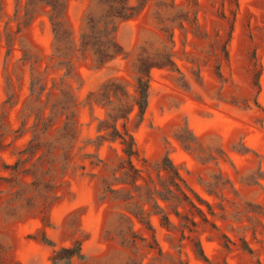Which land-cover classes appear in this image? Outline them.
I'll use <instances>...</instances> for the list:
<instances>
[{"label": "rangeland", "instance_id": "obj_1", "mask_svg": "<svg viewBox=\"0 0 264 264\" xmlns=\"http://www.w3.org/2000/svg\"><path fill=\"white\" fill-rule=\"evenodd\" d=\"M196 1L149 0L138 16L118 25L116 40L125 56L96 68L90 52L71 55L73 70L64 76L47 8L36 6L33 17L22 23L27 0H0V264H50L54 248L41 242L42 232L56 247L81 241L84 258L74 264H180L181 259L187 264H264V0H237L228 61L220 47L234 0ZM91 12L100 14L92 0H68L66 19L75 38ZM168 53L174 66L151 69L143 119L132 115L128 122L147 160L146 166L135 163L145 177L165 176L160 164L167 155L210 203L214 216L209 220L218 230L198 225L183 235L173 215L176 228L167 229L145 204L156 246L151 232L129 213V204L107 191L117 164L107 144L98 150L103 164L84 162V170L62 171L59 101L71 96L82 103L107 81L132 93L138 60L160 61ZM72 110L80 138H95L96 119L106 116V108L79 105ZM34 126L39 148L13 170ZM86 151L96 153L93 147ZM44 216L50 226L44 225ZM195 237L206 260L194 251ZM243 241L251 253L242 248Z\"/></svg>", "mask_w": 264, "mask_h": 264}, {"label": "trees", "instance_id": "obj_2", "mask_svg": "<svg viewBox=\"0 0 264 264\" xmlns=\"http://www.w3.org/2000/svg\"><path fill=\"white\" fill-rule=\"evenodd\" d=\"M92 1L100 7V14L95 15L92 12L88 14L85 28L78 38L74 37L67 24L68 0H27L26 2L22 23L33 17L36 6L44 5L47 8L48 21L54 36L55 56L63 58L59 65H63L65 68L64 76H69L73 70L68 60L71 55L78 56L90 52L96 68L104 66L119 56H125L123 47L116 40L118 25L138 16L149 0H137L136 3H132L130 0ZM196 2L194 0L195 5ZM234 5L228 33L220 47L225 61L229 59L228 44L234 30L238 10L237 0H234ZM221 18L225 19V16L222 15ZM164 31L167 32V30ZM168 37L169 41L172 42L171 32H169ZM252 60L253 66L259 67L255 53L252 54ZM173 66L174 62L169 53L160 61L141 58L136 64L137 75L132 93L121 83L107 81L99 89L89 91L82 103H77L71 96L59 101L61 114L64 117L59 136L60 141L63 142L61 147L62 171H66L72 166L84 170V162H88L92 166L103 164L98 150L107 144L117 157V164L112 170L111 182L106 187L107 191L129 204V213L151 232L156 246L159 245L145 204L150 205L151 212L159 217L161 225L167 229L176 228V224L171 218L173 215L183 229V235L185 229L193 232L198 225H210L218 230L217 226L209 220V216H214L210 203L186 183L167 155L163 157L160 164L165 176L158 172L156 178L150 175L145 177L143 169L135 163V161H139L142 166H146L147 160L140 156L128 122L132 115L137 118L138 122L143 119L149 102L151 69L154 67L172 68ZM215 70L216 75L222 78L219 64H216ZM256 86H259L258 81ZM64 95L66 96V93ZM79 105L89 107L101 105L106 108V116L96 119V137L93 139L82 140L80 138V124L72 110ZM36 130L34 126L33 136L25 148L19 152L20 157L12 167L13 170L26 163L39 148ZM115 145L118 146L119 151L114 147ZM89 147L95 148L96 153L86 151ZM79 161L81 163H78ZM28 171L29 169L24 170V172ZM116 185L121 186V188H115ZM186 213L192 214V217ZM42 221L45 226L51 224L47 216H44ZM40 240L54 248L50 257V264H74L75 260L84 258L82 243L79 240L70 245L56 247L54 241L45 232H42ZM192 242L196 255L206 260L200 239L195 237ZM242 248L249 253L252 252L245 241H243ZM158 250L160 253L162 252L160 248ZM178 254H180L179 251ZM180 264L187 263L181 259Z\"/></svg>", "mask_w": 264, "mask_h": 264}]
</instances>
